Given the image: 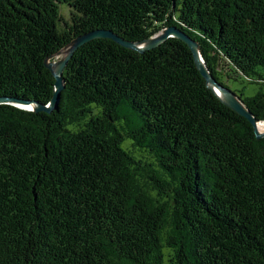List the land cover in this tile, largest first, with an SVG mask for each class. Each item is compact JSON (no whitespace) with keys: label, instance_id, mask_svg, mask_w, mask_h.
<instances>
[{"label":"trees","instance_id":"trees-1","mask_svg":"<svg viewBox=\"0 0 264 264\" xmlns=\"http://www.w3.org/2000/svg\"><path fill=\"white\" fill-rule=\"evenodd\" d=\"M169 26L219 82L257 84L231 89L264 121V0H0V97L48 103L45 60L79 35ZM63 80L51 112L0 103V264H164L166 247L170 264H264V137L187 43L98 37Z\"/></svg>","mask_w":264,"mask_h":264},{"label":"water","instance_id":"water-1","mask_svg":"<svg viewBox=\"0 0 264 264\" xmlns=\"http://www.w3.org/2000/svg\"><path fill=\"white\" fill-rule=\"evenodd\" d=\"M98 37L111 38L125 47L135 49L140 52L155 48L170 37H177L181 39L182 41L187 43V45L191 49L195 58V63L201 75L205 77L208 87L217 94V96L224 104L229 106L240 115L245 116L253 124V126L255 127V133L258 138L264 137V130L261 132L258 129V124L259 122H262V120L257 119L253 115L251 110L246 106L244 101L234 90H232L228 86L223 85L214 77L211 69L205 62L199 42L176 26L166 27L158 34L140 41L127 40L122 36L114 33L113 31L107 29L92 30L79 35L57 53L51 55L45 60V65L51 70L53 76L55 77L54 95L48 103L44 104L36 100H24L13 97H0V103H12L18 106L32 109L34 111H53V109H55L59 104L61 91L65 88L63 71L69 60L72 58L74 52L80 46H82L87 41ZM54 57L55 59H53Z\"/></svg>","mask_w":264,"mask_h":264},{"label":"rangeland","instance_id":"rangeland-1","mask_svg":"<svg viewBox=\"0 0 264 264\" xmlns=\"http://www.w3.org/2000/svg\"><path fill=\"white\" fill-rule=\"evenodd\" d=\"M66 8H68V6L66 4H63V5H60V11H65ZM64 17L69 20L70 19V13L68 10H66V12L64 13ZM163 30V29H162ZM161 30V31H162ZM160 31V32H161ZM221 83V82H220ZM223 84V83H222ZM227 84H230L231 88H233L234 90H237L239 92V90H243V87H244V92L246 93V95H253L259 88V86L257 84H251L249 82H241V81H233L231 83H229V81H227ZM225 85V84H223ZM227 86V85H225ZM236 92V91H235ZM237 93V92H236ZM238 94V93H237ZM217 95V94H216ZM242 99V98H241ZM243 100V99H242ZM244 101V100H243ZM245 103V102H244ZM247 106V105H246ZM258 129L259 131H263L264 128L262 127H259V124H258ZM254 130H255V127H254ZM123 147L125 148H129L130 150H132L134 153L138 154L139 151L137 148H134V146H132L131 144V140L130 139H125V141L123 142ZM168 251H169V248H165V253H166V256H165V262L164 264H170L169 262V257H168Z\"/></svg>","mask_w":264,"mask_h":264},{"label":"bare ground","instance_id":"bare-ground-1","mask_svg":"<svg viewBox=\"0 0 264 264\" xmlns=\"http://www.w3.org/2000/svg\"><path fill=\"white\" fill-rule=\"evenodd\" d=\"M259 127H262V128H264V121H262V122H259Z\"/></svg>","mask_w":264,"mask_h":264}]
</instances>
